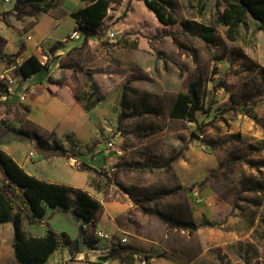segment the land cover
<instances>
[{"label": "rangeland", "instance_id": "obj_1", "mask_svg": "<svg viewBox=\"0 0 264 264\" xmlns=\"http://www.w3.org/2000/svg\"><path fill=\"white\" fill-rule=\"evenodd\" d=\"M62 1L46 0L48 12L59 13ZM169 1L177 23L164 26L144 0H113L96 48L65 60L70 70L60 72L56 93L79 101L81 89L91 83L120 92L118 112L107 121L111 136L103 141L121 139L123 155L109 175L105 168L101 173L135 205L118 219L121 226L161 242L169 239L180 253L179 264H264V24L248 16L231 40L226 26L216 22L222 0ZM14 3L0 13L3 27L17 19ZM28 25L24 22L25 29ZM205 26L213 29L214 43L203 39ZM108 31L116 33L114 40ZM195 80L201 83V108L191 120L169 117L176 94ZM190 147L206 156L207 165L213 163L210 177L202 185L160 194L180 184L173 165ZM204 187L229 205L212 225L192 213ZM143 209L199 226L170 228ZM0 254V264H17L10 245Z\"/></svg>", "mask_w": 264, "mask_h": 264}, {"label": "crops", "instance_id": "obj_2", "mask_svg": "<svg viewBox=\"0 0 264 264\" xmlns=\"http://www.w3.org/2000/svg\"><path fill=\"white\" fill-rule=\"evenodd\" d=\"M83 6H86L84 0H63L57 14L38 11L24 19H15L13 27L0 24V76H6L1 82L4 91H0V150L28 175L86 191L101 204L89 225L69 207L47 208L43 222L26 223L25 226L33 234L44 235L47 223L53 230L66 231L72 240H76L71 246L58 248L46 264H179L180 253L169 239L161 242L139 236L120 225L118 219L135 205L120 187L109 181L106 183L104 175L99 174L105 168L109 175L123 155L119 146L121 139L116 137L115 141H110L113 144L110 148L103 141L111 134L107 121L114 111L118 112L120 92L96 83L103 98L89 108L85 107L89 86L81 89L79 101L56 93L62 85L57 82L60 72L70 70V65L64 64L65 60L97 45V37L76 30V19L71 12ZM9 8L6 3L0 5V13ZM24 22L29 23L26 29ZM74 30L78 34L71 37ZM30 55L46 63L48 69L24 79L18 68ZM91 76L95 81L93 74ZM51 80L56 82L50 83ZM19 130L29 135L35 133L47 145L55 143L68 151L61 155L41 148L35 139ZM206 160L199 150L185 149L173 165L180 184L190 186L206 177L213 167V163L210 161L207 165ZM2 179L0 174V183ZM216 194L205 187L197 191L198 207L192 210L195 219L204 216L210 222L219 211L229 210V205ZM80 226L96 239L93 248L82 241ZM97 230H103L112 238H97L94 234ZM13 237L12 223H0V251L10 245L14 254ZM112 247L118 251L110 256ZM122 247L125 249L119 250ZM140 253L149 254L148 259L141 258Z\"/></svg>", "mask_w": 264, "mask_h": 264}, {"label": "trees", "instance_id": "obj_3", "mask_svg": "<svg viewBox=\"0 0 264 264\" xmlns=\"http://www.w3.org/2000/svg\"><path fill=\"white\" fill-rule=\"evenodd\" d=\"M46 0H16L13 6L14 16L22 19L31 16L38 11L47 12ZM86 6L71 12L76 19V30L85 33L87 36L100 37L104 31L105 22L108 17V8L113 0H84ZM146 8L153 12L160 23L164 26L177 23L176 18L169 10L172 3L169 0H144ZM216 11V22L226 26V35L234 40L237 35V28L245 22L248 16L264 24V0H222ZM213 29L204 27L203 39L209 44L214 43ZM46 64L35 55L23 59L18 68L19 75L27 79L38 71L47 70ZM56 81H50L53 83ZM87 92L86 108L94 106L102 100L103 95L97 93L98 87L91 83ZM0 91L4 88L0 84ZM201 83L195 80L189 83L186 91L178 92L169 109V117L173 119H193L195 111L201 108L200 101ZM133 114L126 115L131 116ZM120 111L118 118L124 117ZM35 139L38 146L44 149H51L55 153L65 155L68 150L58 144L47 145V142L39 135L19 130ZM238 136L239 134H232ZM176 157H170L163 163H169ZM119 161L117 162V164ZM116 164V165H117ZM204 177L198 185L204 184L208 177ZM0 174L3 179L0 183V223L11 222L14 229L12 246L14 258L17 264H46L48 257L58 248L71 246L76 240H72L66 231H55L45 223L46 233L36 235L30 232L25 224H39L44 221L47 208H71L74 215L82 219L87 225L92 224L95 214L101 206L100 202L90 196L86 191L72 188L68 185L48 183L38 180L24 172L20 165L11 159L3 150H0ZM99 174H102L99 172ZM179 184L175 189H165L160 194L175 193L180 190L190 189ZM124 192V190H123ZM126 193V192H125ZM127 194V193H126ZM146 213H153L160 220L167 223L170 228L195 230L199 224L191 220L173 218L162 211L154 209H143ZM205 225H212L205 221ZM82 241L87 247L93 248L95 238L87 235L86 229L80 226ZM125 247H122L123 250ZM118 248L112 247L109 255H115Z\"/></svg>", "mask_w": 264, "mask_h": 264}, {"label": "built area", "instance_id": "obj_4", "mask_svg": "<svg viewBox=\"0 0 264 264\" xmlns=\"http://www.w3.org/2000/svg\"><path fill=\"white\" fill-rule=\"evenodd\" d=\"M10 2H11V0H0V4L10 3ZM77 34H78V32L74 30L72 32V34H71V37L72 36H76ZM115 35H116V33L114 31H110V32L108 31L107 32V36H108V38L110 40H114L116 38ZM5 79H6V76L5 75H1L0 76V84H1L2 81L4 82ZM22 98L24 99L25 97L22 96ZM107 147L108 148L113 147L112 142H107ZM94 234H95V236L97 238H103V239L112 238V236L110 234L104 233L103 230H97V231L94 232Z\"/></svg>", "mask_w": 264, "mask_h": 264}]
</instances>
